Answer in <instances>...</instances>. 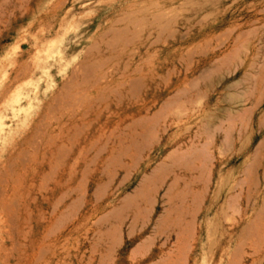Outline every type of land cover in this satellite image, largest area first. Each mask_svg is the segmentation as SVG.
Instances as JSON below:
<instances>
[{
    "label": "rangeland",
    "instance_id": "1",
    "mask_svg": "<svg viewBox=\"0 0 264 264\" xmlns=\"http://www.w3.org/2000/svg\"><path fill=\"white\" fill-rule=\"evenodd\" d=\"M1 117L0 264H264V0H0Z\"/></svg>",
    "mask_w": 264,
    "mask_h": 264
},
{
    "label": "bare ground",
    "instance_id": "2",
    "mask_svg": "<svg viewBox=\"0 0 264 264\" xmlns=\"http://www.w3.org/2000/svg\"><path fill=\"white\" fill-rule=\"evenodd\" d=\"M23 107V106H22ZM22 107H21V109H22ZM151 109V108H150ZM149 109V110H150ZM140 113V112H139ZM2 119V117L0 118V120ZM5 119V118H4ZM5 121V120H4ZM45 121V120H44ZM138 123H141L140 121L138 122ZM43 125V124H42ZM150 125V124H149ZM148 125V126H149ZM45 126V125H44ZM41 127V126H40ZM151 127V126H150ZM37 128H38V121H35V123H34V126H33V128H32V130L27 134V136H26V138L24 139L25 141H24V145L25 146H31L34 142H36V137H37V133H36V130H37ZM41 129V128H40ZM154 129V128H153ZM41 132V131H40ZM38 134H39V132H38ZM39 136L40 135H38V137H37V142L40 140L39 139ZM140 136V135H139ZM49 140V139H48ZM43 140H42V138H41V142L39 141V143H40V147H41V143H43L42 142ZM39 143H35L34 145L35 146H37ZM35 146H33L32 148H34ZM39 146V145H38ZM36 148V147H35ZM36 150H37V148H36ZM64 152V151H63ZM67 152V151H66ZM18 154H22V149H21V147L20 148H18V152H17ZM59 152H58V150H56V152H55V154H58ZM196 154V153H195ZM200 154V153H199ZM32 155H34V154H32ZM60 155V154H59ZM64 158H65V156H64V154L62 155ZM204 158V157H203ZM28 158H27V156H26V160H27ZM106 159H108V158H102L101 160H102V162H105L106 161ZM57 160H58V158H57ZM100 160V161H101ZM59 161H61L60 160V158H59ZM62 162V161H61ZM101 162V163H102ZM107 162V161H106ZM98 164H100V162L98 163ZM193 165V164H192ZM53 166V163L51 164V167ZM56 166H63V165H56ZM56 166H55V168H56ZM131 166H133V165H131ZM21 170V163H18V166H17V171H20ZM56 170H57V168H56ZM95 171V170H94ZM96 172H97V170H96ZM96 172H94V173H96ZM207 172V171H206ZM53 172H51V174H52ZM56 173V172H55ZM4 175L3 176H9V171L8 170H6V171H4V173H3ZM205 174V173H204ZM49 175L50 174H47L46 175V177L48 176L49 177ZM199 180V179H198ZM202 181V180H201ZM47 184V183H46ZM45 184V185H46ZM45 185H43V186H45ZM0 191H1V189H0ZM0 194H1V192H0ZM15 194V190H11L10 188H6L5 189V195H4V197L0 200V207L5 211V213H6V215L9 217V216H12V212L13 211H11L12 209H11V207L10 206H8L9 205V203H10V200H11V198H12V196ZM67 196V195H66ZM198 197V196H197ZM65 198V197H64ZM63 198V199H64ZM60 202V201H59ZM74 202V201H73ZM62 203V202H61ZM55 207V206H54ZM55 210V209H54ZM188 216V215H187ZM137 217V216H136ZM62 218V217H61ZM59 220V219H58ZM13 221V220H12ZM16 221H17V225H18V227H19V229H21L22 228V226H23V223H24V217H23V214H22V212L21 211H18L17 212V216H16ZM11 222V221H10ZM14 222V221H13ZM13 222L11 223V224H13ZM60 222V221H59ZM59 222H58V225H60L59 224ZM68 222V221H67ZM186 227H187V225H186ZM70 228H71V226H70ZM180 228V227H179ZM183 228V227H182ZM190 230V229H189ZM14 231V230H13ZM188 232V231H187ZM189 233H190V231H189ZM185 238V237H184ZM18 245V244H17ZM43 252H45L44 250H43ZM42 252V253H43ZM40 254H41V252H40Z\"/></svg>",
    "mask_w": 264,
    "mask_h": 264
}]
</instances>
